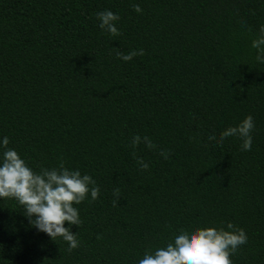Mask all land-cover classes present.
Instances as JSON below:
<instances>
[{
    "label": "trees",
    "instance_id": "16d2710c",
    "mask_svg": "<svg viewBox=\"0 0 264 264\" xmlns=\"http://www.w3.org/2000/svg\"><path fill=\"white\" fill-rule=\"evenodd\" d=\"M104 10L118 35L98 28ZM261 24L264 0H0V136L34 170L63 162L99 187L73 205L70 251L0 199V264H137L181 228L228 222L247 235L232 264H264ZM249 114V151L208 139Z\"/></svg>",
    "mask_w": 264,
    "mask_h": 264
},
{
    "label": "clouds",
    "instance_id": "9594fccd",
    "mask_svg": "<svg viewBox=\"0 0 264 264\" xmlns=\"http://www.w3.org/2000/svg\"><path fill=\"white\" fill-rule=\"evenodd\" d=\"M133 10L137 13L142 11L139 5H133ZM95 16L102 32L113 36L119 34L116 27L118 14L104 10L95 13ZM250 47L255 49L256 62L264 64V24L259 26ZM143 54V49H133L127 54L116 52L117 58L124 62ZM254 126L253 117L249 114L235 126L220 131L218 136L210 134L208 139L221 144L227 137H237L241 140V149L249 151ZM141 142L149 149L155 147L148 136L140 135H133L131 146L135 148ZM8 145V136H0V199L14 200L21 207L29 225L37 231L45 233L53 241L57 237L61 238L67 243L69 251L77 248L79 241L70 228L72 225L79 227L82 221L78 209L73 205L80 204L86 196L91 200L97 199L99 187L95 180L87 173L81 174L79 169L65 167L63 162L56 167H41L36 171ZM137 163L142 169L149 167L140 158H137ZM113 195L118 196L119 190H114ZM116 203L113 200V206ZM65 222L68 227L64 226ZM246 242L245 231L231 222L220 228H181L163 246L146 250L137 264H232L230 256Z\"/></svg>",
    "mask_w": 264,
    "mask_h": 264
}]
</instances>
